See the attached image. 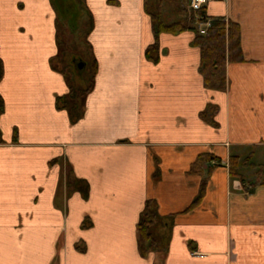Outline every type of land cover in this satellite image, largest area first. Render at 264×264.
Segmentation results:
<instances>
[{
	"label": "crops",
	"instance_id": "obj_1",
	"mask_svg": "<svg viewBox=\"0 0 264 264\" xmlns=\"http://www.w3.org/2000/svg\"><path fill=\"white\" fill-rule=\"evenodd\" d=\"M162 2L165 21L187 15L188 0ZM77 4L0 0V264H264V186L244 190L260 173L228 172L231 155L264 166V0L203 6L240 27L243 61L226 65L225 91L204 87L194 31L155 39L144 0H82L83 34ZM74 38L70 63L80 79L90 61L89 85L54 66ZM78 87L71 123L56 100ZM203 154L215 159L189 174ZM148 202L164 255L138 250Z\"/></svg>",
	"mask_w": 264,
	"mask_h": 264
},
{
	"label": "trees",
	"instance_id": "obj_2",
	"mask_svg": "<svg viewBox=\"0 0 264 264\" xmlns=\"http://www.w3.org/2000/svg\"><path fill=\"white\" fill-rule=\"evenodd\" d=\"M162 0H144V9L151 17L152 28L155 39L161 33L177 34L185 30L194 31L196 36L193 40V45L200 50V65L199 72L203 78V84L206 89L214 91L226 90V65L228 63H239L243 61L242 50L240 46V27L237 23L225 20L224 18L208 19L205 16L204 8L200 9L196 14L201 17V21L209 20V26L204 34H200L196 23L192 18H185L181 21L167 22L165 21L161 5ZM158 54V44L155 42L145 50V57L148 60L155 61ZM92 79L90 80V82ZM71 90L68 96L59 97L56 100V107L58 109L68 110L71 123H75L82 116L84 110L83 98L88 91L84 88ZM217 108L208 105L206 110L201 113V117L208 123L213 122ZM215 158L209 154L198 156L196 161L192 164L189 174H199L202 165L210 163ZM249 166L257 169L260 173L259 180L252 183H244V190L247 194H252L254 189L262 185L264 186V166L256 165L249 159L242 163L238 157L231 155L228 163V172L232 179H237L241 183L244 182L239 173L240 166ZM206 183L203 182L200 186L197 196L194 198L187 210L195 207L203 198ZM158 215L154 211L151 204L148 202L145 205L143 212L140 214L138 223L136 225L138 235V250L142 257L150 253H159L164 255L166 248L165 242L160 241L153 234V229L157 225ZM78 251L82 249L77 246Z\"/></svg>",
	"mask_w": 264,
	"mask_h": 264
},
{
	"label": "rangeland",
	"instance_id": "obj_3",
	"mask_svg": "<svg viewBox=\"0 0 264 264\" xmlns=\"http://www.w3.org/2000/svg\"><path fill=\"white\" fill-rule=\"evenodd\" d=\"M75 2L77 4L78 0H75ZM81 2H82V0H80V3L77 4L78 6L76 5L79 10L78 9L75 10L76 14L74 13V16H75V18L77 17L76 18V21L78 23H76V26L79 28V29H77V31L83 34V31L85 30L86 22L83 19L80 18V15L83 13L80 10L81 9ZM72 20L73 19L71 18L70 22ZM59 35H60V32H59ZM75 39L76 38H74V40L69 39L71 41H68L67 39H64V41H61L62 46L60 47L59 57L54 61V66H56L57 68L61 69L65 73V75L67 76L66 78L68 79V81L74 87H77L79 85H82V81H84V83L86 85H89V83H90V77L92 75V72L89 73V71H90V66H89L90 61L88 60V62H87L88 63L87 64L88 65L87 72H85L84 76L82 75V77L80 79L78 78L80 75L78 77L75 76L77 74V72H75L74 67L70 63L71 62L70 57H72L74 55L73 54L74 48L76 49V46L74 44L75 43L74 42ZM80 51L82 53V49L81 48H80ZM82 55L84 57V53H82ZM76 64L81 65L82 63L80 62V60H76ZM81 69H82V66H80V68H78V70H81ZM73 74L76 77V79L74 78ZM78 82H79V84H78ZM248 170H252V172L257 171V170H253V169H248ZM247 178L248 179H254L255 176H253L252 178H249V176H248Z\"/></svg>",
	"mask_w": 264,
	"mask_h": 264
},
{
	"label": "built area",
	"instance_id": "obj_4",
	"mask_svg": "<svg viewBox=\"0 0 264 264\" xmlns=\"http://www.w3.org/2000/svg\"><path fill=\"white\" fill-rule=\"evenodd\" d=\"M209 1L211 0H188V5L186 7V12L189 20L190 18H192V20L196 23L200 34L205 33L206 29L209 26V20L205 19V21H201V17L196 13L200 11V9L203 8L204 4Z\"/></svg>",
	"mask_w": 264,
	"mask_h": 264
}]
</instances>
